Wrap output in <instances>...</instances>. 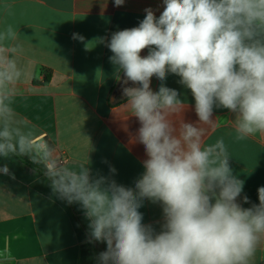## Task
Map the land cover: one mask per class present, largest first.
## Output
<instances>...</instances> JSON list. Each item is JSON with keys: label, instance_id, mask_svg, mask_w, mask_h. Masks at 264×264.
<instances>
[{"label": "clouds", "instance_id": "obj_1", "mask_svg": "<svg viewBox=\"0 0 264 264\" xmlns=\"http://www.w3.org/2000/svg\"><path fill=\"white\" fill-rule=\"evenodd\" d=\"M163 4L159 16L146 8L138 26L112 33L107 42L124 77V100L114 112L126 132L127 121L138 120L129 142L142 144L147 157L134 187L93 179L86 164L67 162L16 113L23 70L19 45L10 43L18 36L11 24L0 31V157L27 156L43 165L53 193L81 205L88 242L106 244L98 264H253L264 248V186L257 189L259 203L243 207L244 181L233 174L224 138L206 140L218 124L216 108L235 114V139L264 134V0ZM168 74L191 91L196 122L184 120L188 106L164 84ZM153 76L161 81L157 91L150 87ZM0 173L15 178L7 165ZM145 200L162 206L159 231L143 223ZM243 203H250L246 195Z\"/></svg>", "mask_w": 264, "mask_h": 264}, {"label": "crops", "instance_id": "obj_2", "mask_svg": "<svg viewBox=\"0 0 264 264\" xmlns=\"http://www.w3.org/2000/svg\"><path fill=\"white\" fill-rule=\"evenodd\" d=\"M149 7L159 16L163 0H125L119 7L114 0H0V31L11 24L18 33L10 42L19 45L16 59L23 70L16 113L67 162L86 164L93 179L106 177L126 187H134L147 157L142 144L129 142L138 120L131 117L126 132L114 112L124 100V77L110 61L107 42L112 33L138 26ZM147 54L148 49L141 52ZM179 79L168 74L164 84L188 106L184 120L196 122L194 98ZM160 84L153 76L152 90ZM234 118L227 109H214L218 124L206 143L224 138L233 174L244 181L238 202L247 208L259 203L257 189L264 186V134L235 139ZM4 165L15 178L0 173V264H98L96 257L106 244L88 242L89 221L81 205L54 194L43 165L29 157H0V167ZM139 211L144 224L160 230L159 203L145 200ZM253 264H264V248L257 250Z\"/></svg>", "mask_w": 264, "mask_h": 264}, {"label": "trees", "instance_id": "obj_3", "mask_svg": "<svg viewBox=\"0 0 264 264\" xmlns=\"http://www.w3.org/2000/svg\"><path fill=\"white\" fill-rule=\"evenodd\" d=\"M49 79H50V74L49 73H46L45 82H48Z\"/></svg>", "mask_w": 264, "mask_h": 264}]
</instances>
